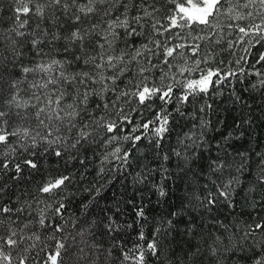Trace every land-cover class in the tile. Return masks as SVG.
<instances>
[{"label": "snow or ice", "instance_id": "1", "mask_svg": "<svg viewBox=\"0 0 264 264\" xmlns=\"http://www.w3.org/2000/svg\"><path fill=\"white\" fill-rule=\"evenodd\" d=\"M257 98L264 0H0V264H107L97 229L128 236L120 264H169L181 226L197 242L177 264H264V150L236 143ZM133 162L135 194L77 226ZM178 182L150 217L138 197Z\"/></svg>", "mask_w": 264, "mask_h": 264}, {"label": "trees", "instance_id": "2", "mask_svg": "<svg viewBox=\"0 0 264 264\" xmlns=\"http://www.w3.org/2000/svg\"><path fill=\"white\" fill-rule=\"evenodd\" d=\"M258 95V94H257ZM219 103V102H218ZM250 104H252L255 111L252 113V115L256 118L255 124H254V130L252 133L251 138L246 142L245 140L237 141L236 143L239 146V150L241 153H246L247 149H256L259 147V149L264 150V99L257 98L254 101H249ZM220 112L219 115L222 116L225 120L226 125H230L232 123L230 116L236 115L235 112L229 113L224 111V108L226 107L223 104H220ZM146 115H149L146 113ZM180 129L178 128L177 131ZM229 129L222 127L221 131H228ZM215 137H219L218 133L211 134ZM173 137H175V133H173ZM139 170L137 164L133 162L132 166L127 170V173H115L111 179V182L105 186V189L101 192L102 196H107V200L100 199V197H96L97 200L100 201L99 207L95 206V201L90 204L86 216H81L79 223H82L84 219H98V217L101 215L100 209L105 207H114L113 200L122 201L124 198V194L126 192L127 196H132L135 194L134 191V185L132 184V180L136 172ZM94 171V169L92 170ZM126 177V178H125ZM93 179V176L91 173L85 176L84 181L78 182L82 184L83 186H87L89 181ZM86 196H88V193H81L75 197L70 198L72 200V203L69 207V214L73 217L78 215L77 205L80 203V201L85 200ZM183 197V192L179 189V182L177 184V187L173 189L172 192L169 193V197L161 198L160 202L157 203V196L152 194L150 199L149 196L146 194L143 197H138V199H141L144 201V203L147 204V207L145 209L146 213L149 214L150 217H155L156 219H160L161 217H167L168 213L174 210L180 203V199ZM79 211H83V209H80ZM122 219L130 221V216H125ZM72 230V229H70ZM97 232V235L95 237L96 242L102 247L100 248V252L104 253V249L109 248L111 246L112 255L108 259L107 264H120L119 260L117 259L119 249L114 244V239L118 235H123L125 240H128V236L124 235L123 232L121 233H114L112 236L99 235V230H95ZM185 229L183 226H181L180 229H178V233L174 232L171 237H169V241H171V251L175 252V256L172 257V261L169 262V264H177L179 260L183 258L185 253L188 250V243L187 241H191L192 243L197 242L196 240H193L192 237L185 236L184 233ZM131 230H129V233ZM132 240H135V237H132ZM89 251L86 249V252ZM105 255L101 254L98 255V258L96 259V264H104L105 261ZM168 255L170 253H166L165 256L162 258L160 264H165V261L168 260Z\"/></svg>", "mask_w": 264, "mask_h": 264}]
</instances>
